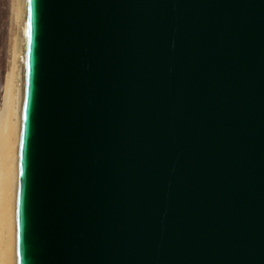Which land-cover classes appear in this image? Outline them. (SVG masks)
<instances>
[{"label":"water","instance_id":"1","mask_svg":"<svg viewBox=\"0 0 264 264\" xmlns=\"http://www.w3.org/2000/svg\"><path fill=\"white\" fill-rule=\"evenodd\" d=\"M21 29L16 264H264V0H25Z\"/></svg>","mask_w":264,"mask_h":264},{"label":"bare ground","instance_id":"2","mask_svg":"<svg viewBox=\"0 0 264 264\" xmlns=\"http://www.w3.org/2000/svg\"><path fill=\"white\" fill-rule=\"evenodd\" d=\"M25 0H16L13 66L0 109V264H16L15 202L22 100V23Z\"/></svg>","mask_w":264,"mask_h":264},{"label":"rangeland","instance_id":"3","mask_svg":"<svg viewBox=\"0 0 264 264\" xmlns=\"http://www.w3.org/2000/svg\"><path fill=\"white\" fill-rule=\"evenodd\" d=\"M16 0H0V109L13 66V44L17 31Z\"/></svg>","mask_w":264,"mask_h":264},{"label":"snow or ice","instance_id":"4","mask_svg":"<svg viewBox=\"0 0 264 264\" xmlns=\"http://www.w3.org/2000/svg\"><path fill=\"white\" fill-rule=\"evenodd\" d=\"M29 27H30V25H29Z\"/></svg>","mask_w":264,"mask_h":264}]
</instances>
